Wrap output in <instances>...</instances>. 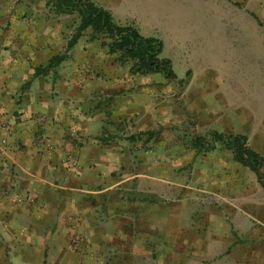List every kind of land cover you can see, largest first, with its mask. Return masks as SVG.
<instances>
[{
  "label": "rangeland",
  "instance_id": "374dc122",
  "mask_svg": "<svg viewBox=\"0 0 264 264\" xmlns=\"http://www.w3.org/2000/svg\"><path fill=\"white\" fill-rule=\"evenodd\" d=\"M94 1L119 24L159 39V56L170 59L176 78L135 74L133 60L121 63L102 36L91 39L87 29L81 37L100 48L103 64H116L106 77L148 83L151 118L150 128L119 150L126 160L111 175L116 183L97 198L96 225L80 231L83 243L72 254L82 253L80 264H226L211 249L216 235L229 241L221 236L228 233L222 209L238 202L227 191L249 195L238 207L258 215L251 222L260 235H239L243 251L264 250V190L256 176L226 146H190L214 130L238 131L264 155V0ZM59 19L71 36L78 13ZM255 264H264V254Z\"/></svg>",
  "mask_w": 264,
  "mask_h": 264
},
{
  "label": "crops",
  "instance_id": "0c3cea01",
  "mask_svg": "<svg viewBox=\"0 0 264 264\" xmlns=\"http://www.w3.org/2000/svg\"><path fill=\"white\" fill-rule=\"evenodd\" d=\"M62 14L47 0H0V264H80L82 253L72 249L83 243L80 231L96 225L97 198L116 183L111 175L126 160L119 150L150 128L148 83L106 77L116 64H103L83 35L68 49ZM59 54L65 57L42 71ZM217 145L224 146L211 150ZM227 194L234 204L250 200ZM226 204L221 236L229 241L216 235L211 251L226 264H255L264 250L243 251L238 240L260 235L251 222L258 215Z\"/></svg>",
  "mask_w": 264,
  "mask_h": 264
},
{
  "label": "trees",
  "instance_id": "16d2710c",
  "mask_svg": "<svg viewBox=\"0 0 264 264\" xmlns=\"http://www.w3.org/2000/svg\"><path fill=\"white\" fill-rule=\"evenodd\" d=\"M47 2L53 6L55 13H78L79 21L68 39V49L76 44L87 29H90L91 39L102 36L101 44L107 46L109 53H117V59L121 63L133 60V73L161 72L167 80L176 78L170 59L159 56L162 50L159 39L142 36L130 24L117 23L111 12L94 0H47ZM64 57L62 54L53 56L42 71L55 67ZM216 144L228 147L236 161L249 167L256 174L258 182L264 189V156L248 145L245 135L212 132L209 140L195 138L190 141V146L198 151L211 150Z\"/></svg>",
  "mask_w": 264,
  "mask_h": 264
},
{
  "label": "built area",
  "instance_id": "2783aa9c",
  "mask_svg": "<svg viewBox=\"0 0 264 264\" xmlns=\"http://www.w3.org/2000/svg\"><path fill=\"white\" fill-rule=\"evenodd\" d=\"M1 142H4V140H1ZM77 163L76 160H72V164L75 165Z\"/></svg>",
  "mask_w": 264,
  "mask_h": 264
}]
</instances>
